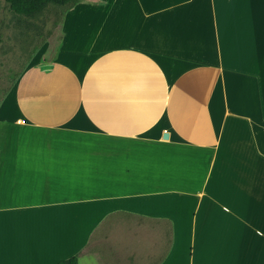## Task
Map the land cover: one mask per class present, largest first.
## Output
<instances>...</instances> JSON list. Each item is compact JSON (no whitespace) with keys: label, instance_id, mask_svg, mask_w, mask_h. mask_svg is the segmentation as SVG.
I'll return each instance as SVG.
<instances>
[{"label":"crops","instance_id":"obj_1","mask_svg":"<svg viewBox=\"0 0 264 264\" xmlns=\"http://www.w3.org/2000/svg\"><path fill=\"white\" fill-rule=\"evenodd\" d=\"M18 75L0 264H264V0H81Z\"/></svg>","mask_w":264,"mask_h":264},{"label":"rangeland","instance_id":"obj_2","mask_svg":"<svg viewBox=\"0 0 264 264\" xmlns=\"http://www.w3.org/2000/svg\"><path fill=\"white\" fill-rule=\"evenodd\" d=\"M70 6L49 5L42 13L26 17L13 12L5 0H0V100L18 74L27 68L36 50L52 32L56 34ZM34 146L44 147V144ZM8 147L14 150V143Z\"/></svg>","mask_w":264,"mask_h":264},{"label":"trees","instance_id":"obj_3","mask_svg":"<svg viewBox=\"0 0 264 264\" xmlns=\"http://www.w3.org/2000/svg\"><path fill=\"white\" fill-rule=\"evenodd\" d=\"M10 9L26 17H34L42 13L49 5L54 6H73L78 0H5ZM70 6V7H71ZM58 264H78V257L73 256L69 259L60 261Z\"/></svg>","mask_w":264,"mask_h":264},{"label":"water","instance_id":"obj_4","mask_svg":"<svg viewBox=\"0 0 264 264\" xmlns=\"http://www.w3.org/2000/svg\"><path fill=\"white\" fill-rule=\"evenodd\" d=\"M168 134H169V133H167V132L164 133V134H163V138H164V139H168V138H169V135H168Z\"/></svg>","mask_w":264,"mask_h":264}]
</instances>
